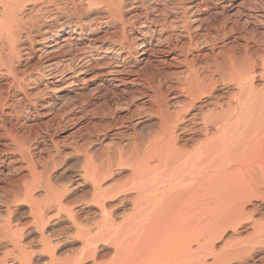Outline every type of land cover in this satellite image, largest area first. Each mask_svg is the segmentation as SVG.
Listing matches in <instances>:
<instances>
[{
    "label": "bare ground",
    "instance_id": "6f19581e",
    "mask_svg": "<svg viewBox=\"0 0 264 264\" xmlns=\"http://www.w3.org/2000/svg\"><path fill=\"white\" fill-rule=\"evenodd\" d=\"M23 116L103 117L82 189ZM15 153L0 264H243L264 241V0H0V175Z\"/></svg>",
    "mask_w": 264,
    "mask_h": 264
},
{
    "label": "rangeland",
    "instance_id": "374dc122",
    "mask_svg": "<svg viewBox=\"0 0 264 264\" xmlns=\"http://www.w3.org/2000/svg\"><path fill=\"white\" fill-rule=\"evenodd\" d=\"M169 34L171 35V32ZM137 56H138V54H137ZM178 67L179 66L173 67L169 72L171 73V71L174 70V71H172L171 74H174V76H175L176 74L179 73ZM138 102H140V100L132 102V105L136 104ZM132 105L130 104V106H132ZM130 106L128 108H130ZM124 107L122 109H120L118 114L124 116L123 114L125 112H127V110H128V108L126 109ZM23 117H24V119L21 117V119L17 125V129L20 130L19 132L24 133L25 135L28 134L27 136H29L33 139L32 149L35 152L33 156L35 158L40 157L41 158V159L39 158L40 161H47L49 159V157H51L52 155H53L52 157H56V151H55L56 149H54V148L59 147L58 149H59L60 155L56 157V159L59 158V160H57V164H59V162H60V164L62 162L63 163L61 165L59 164L61 168H59V165H58L57 169L58 168H59L58 170L62 169L64 173H63V175L58 177L57 183L58 184H62V183L66 184V182H67L66 178L67 177L65 176V174H69V173L73 172L74 176L72 178V180H73L72 183H74V182L77 183L79 181L78 185H77L78 189H82L83 185H82L81 181L78 180L76 177V172L81 168V166L83 164L82 162L84 161L82 158L83 155L80 156L81 154H83L82 153L83 148H82V144H81L82 143L81 138L85 134L86 128H91L92 126L98 127V125L100 124V121H104L103 117L96 116V118H95V117L89 116V117H86L87 120L85 118V119L78 121L76 123H67V124L66 123L63 124V123H61V121H60L61 124H54V123L47 124L45 117H38V116H23ZM93 120H95V122H93L92 125H89ZM96 120H97V122H96ZM80 130H82V131H80ZM35 139H36V142H35ZM41 139H43V140H41ZM34 142H35V144H34ZM107 142L109 143V140L106 141L105 143H107ZM35 147H37V148H35ZM39 148H42V149L38 150ZM68 152H69V154H68ZM15 154H7L6 155V158L8 156L11 163L8 164L7 166H5V169L3 168V173L0 175V187L5 186V183L10 181L11 179H14L16 177V174L18 173L17 170L19 168H21V161L18 158L19 156L17 154H16L17 155L16 156ZM76 154H78V156H76ZM10 173L11 174L13 173L12 174L13 176ZM8 174H9V176H8ZM64 178L66 180L65 182H64ZM254 202H253V204H255V207L258 206L256 208L259 210V211H257V213H255V214H257L256 215V218H257V216L261 213V211H264V208H263L264 205H262L263 203H261V201H258V202L254 201ZM17 204L18 205H13L10 208L11 215L13 216L12 218L13 219L15 218L14 220H16L18 218L16 220V222L17 223H20V222L23 223L25 230L32 228L33 225H32V222L30 221L31 216H30V211L28 210V207L25 204L24 205L23 204L19 205V203H17ZM260 206L262 208H260ZM252 207L255 208L254 205ZM252 207H249V208L253 209ZM1 209L2 208H0V220H2V219L4 220L7 218L8 213L6 211L1 212ZM263 213L264 212H262V215H264ZM262 215L260 214L261 217H262ZM260 216H258V218ZM261 217H260V219H261ZM263 217H262V219H264ZM255 220H257V219H255ZM21 223H20V225H21ZM247 226H250V225H247ZM247 226H246V229L248 230V233H249L251 227H249L250 229H248ZM30 235L31 234H29V236ZM29 238H33V240H34V236H30ZM262 239L253 240L254 242L252 241V243H251V241H249L250 243H248L249 244L248 247H250V249H251L252 257L245 259L243 264H252L253 262L255 264L256 263L264 264V241ZM219 243H220V241H219ZM221 244L222 243H220L219 245H221ZM251 260H252V262H251ZM229 264H237V263H235L234 261L233 262L231 261Z\"/></svg>",
    "mask_w": 264,
    "mask_h": 264
}]
</instances>
